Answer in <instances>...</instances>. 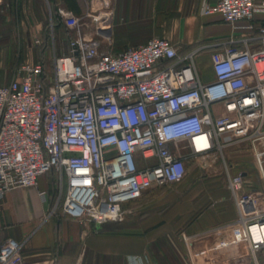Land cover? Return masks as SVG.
Segmentation results:
<instances>
[{
	"label": "built area",
	"instance_id": "1",
	"mask_svg": "<svg viewBox=\"0 0 264 264\" xmlns=\"http://www.w3.org/2000/svg\"><path fill=\"white\" fill-rule=\"evenodd\" d=\"M3 0H0V5ZM264 0H201L200 16L219 15L234 35L210 54L202 81L203 46L180 52L153 37L114 52L109 13H85L109 44L83 35L65 55L21 61L0 86V200L13 189H36L43 221L61 213L94 226L122 222L145 190L179 183L187 166L218 160L254 264L264 248ZM50 12L48 35L60 23L79 30L75 15ZM108 33V34H107ZM41 45L40 40H36ZM53 47V45H52ZM244 146L254 175L227 158ZM45 177L47 188L38 190ZM253 231L258 233L254 236ZM22 244L0 242V264H23ZM127 264H151L132 255Z\"/></svg>",
	"mask_w": 264,
	"mask_h": 264
},
{
	"label": "crops",
	"instance_id": "2",
	"mask_svg": "<svg viewBox=\"0 0 264 264\" xmlns=\"http://www.w3.org/2000/svg\"><path fill=\"white\" fill-rule=\"evenodd\" d=\"M64 1H52L55 16ZM207 1L213 4L217 0ZM82 2L85 13L110 14L108 37L114 52L140 46L153 37L170 41L180 52L203 46L197 62L202 72H209L210 80V54L230 36L245 34L242 30L233 32L219 15L200 16L201 0ZM254 21L264 24V15H256ZM85 28L88 31L84 37L106 48L109 42L98 35L101 32L94 24L85 23ZM66 32L57 21L53 42L46 32L40 35L35 62L47 64L53 55H65L69 40ZM0 76V86L7 84L3 71ZM244 156L252 164L247 149ZM244 163L247 166L243 169L254 175L253 166L249 170L248 162ZM46 188V178L42 177L38 190ZM46 209L32 188L13 189L0 200V242L15 239L21 243L23 264H127L132 255H145L151 264H254L216 159L207 163L198 159L187 166L179 183L145 190L127 205L128 213L119 223L94 226L67 219L61 213L43 221ZM124 222L128 224L126 231L107 229ZM256 259L257 264H264V248Z\"/></svg>",
	"mask_w": 264,
	"mask_h": 264
},
{
	"label": "rangeland",
	"instance_id": "3",
	"mask_svg": "<svg viewBox=\"0 0 264 264\" xmlns=\"http://www.w3.org/2000/svg\"><path fill=\"white\" fill-rule=\"evenodd\" d=\"M53 0H3L0 5V71H3L6 79L9 81L11 72L16 63L24 61L26 59L35 62V56L37 54L38 46L36 40H40V35L48 34V24L50 19V12L54 15L55 10L53 7ZM58 1V0H57ZM62 1V0H61ZM88 1V0H86ZM64 6H58V11L69 12L81 19V23H89L85 14V6L82 0H67L64 1ZM59 5V3H58ZM117 22L114 20L113 23ZM64 26L67 30L68 39L70 35L77 37L79 34H85L88 31L87 28L81 27L70 28ZM69 30V32H68ZM26 60V61H28ZM47 71H52V62L45 64ZM209 75L208 71L202 72V81L207 82ZM1 80V76H0ZM246 148L236 147L227 151V158L231 159V163L237 161L239 165L245 168L247 165L244 162H248L249 170H252V164L247 159L245 160L244 150ZM236 163V162H235ZM254 168V167H253ZM251 172V171H250ZM254 171L252 170L251 173ZM113 227H107L116 230H125L128 228V224H116L110 225ZM106 229V228H105Z\"/></svg>",
	"mask_w": 264,
	"mask_h": 264
},
{
	"label": "bare ground",
	"instance_id": "4",
	"mask_svg": "<svg viewBox=\"0 0 264 264\" xmlns=\"http://www.w3.org/2000/svg\"><path fill=\"white\" fill-rule=\"evenodd\" d=\"M256 231H253V234L255 233ZM259 234L258 233H255L254 236H258ZM262 235H264V228L262 229Z\"/></svg>",
	"mask_w": 264,
	"mask_h": 264
},
{
	"label": "trees",
	"instance_id": "5",
	"mask_svg": "<svg viewBox=\"0 0 264 264\" xmlns=\"http://www.w3.org/2000/svg\"><path fill=\"white\" fill-rule=\"evenodd\" d=\"M69 3H70V0H69ZM55 19H57L58 21H59V19L57 18V17H55ZM60 22V21H59ZM262 25H264L263 23H262ZM43 46H41L40 48H41V50H43V48H42ZM34 63V62H33Z\"/></svg>",
	"mask_w": 264,
	"mask_h": 264
}]
</instances>
